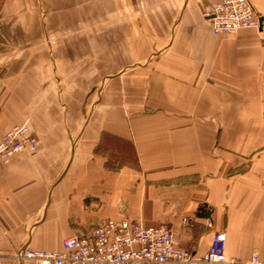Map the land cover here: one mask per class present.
<instances>
[{"label": "crops", "instance_id": "crops-1", "mask_svg": "<svg viewBox=\"0 0 264 264\" xmlns=\"http://www.w3.org/2000/svg\"><path fill=\"white\" fill-rule=\"evenodd\" d=\"M218 1L0 0V139L29 117L37 140L0 168V264H17L26 246L59 251L123 216L114 208L137 187L139 207L125 214L167 226L177 247L204 254L224 233L228 257L264 263V42L253 30L213 34L204 13ZM249 1L264 16V0ZM37 60H71L72 76L78 61L103 68L81 133L63 111L41 118L31 95H16L48 76L32 69ZM105 135L129 146L137 167L106 170Z\"/></svg>", "mask_w": 264, "mask_h": 264}, {"label": "built area", "instance_id": "built-area-1", "mask_svg": "<svg viewBox=\"0 0 264 264\" xmlns=\"http://www.w3.org/2000/svg\"><path fill=\"white\" fill-rule=\"evenodd\" d=\"M204 19L215 35L255 31L264 42V16L249 0H219ZM37 150L36 139L25 123L0 139V168L23 153ZM264 186V171L261 176ZM225 234H214L204 254L177 247L170 229L128 219H105L86 233L62 241L59 251L22 248L18 257L32 264H264L256 255L240 261L225 254Z\"/></svg>", "mask_w": 264, "mask_h": 264}, {"label": "rangeland", "instance_id": "rangeland-1", "mask_svg": "<svg viewBox=\"0 0 264 264\" xmlns=\"http://www.w3.org/2000/svg\"><path fill=\"white\" fill-rule=\"evenodd\" d=\"M38 46V43L28 45L26 48L17 46L16 52H22L25 51V49L27 50V52L30 50L34 51L36 48H38ZM58 62L50 60L42 62L37 60L36 62H32V69L41 70L44 67L47 71L48 76L35 78L38 84L36 86L38 90L35 89V92H32L31 94L19 92L16 95L20 97V101L24 100L23 96L31 95V99L33 100L31 110L34 111V108L36 106V110L38 111V113L40 111L41 118H49L50 115L55 120V117L61 116V111H63L65 127H67L70 132L81 133L86 122L91 117H94L92 115L94 114V109L96 107L95 105L100 96V81L104 74L103 68L99 67L97 63L93 64L94 62L91 61H78L73 67L77 68L75 72H80V76H72L71 71L73 62L71 60H63L61 62L62 65L60 62ZM18 64L19 62H17V65ZM45 64L48 65L45 66ZM21 66L19 65L17 68L19 69V67ZM57 71H60L61 74L63 73V76L58 75ZM19 80L17 78L18 82ZM25 123L31 129V126L29 125V117H27V119L19 125ZM104 139L108 144V148H113V150L111 151H108L106 148H102V141L101 144L97 146V150L105 155L104 167L105 165L107 166V168L105 167L106 170L117 172L119 168L124 165H127L129 167H137L133 151L129 146L122 142H119L115 138L113 139L106 135L103 136L102 140L104 141ZM149 182L150 181H147V186L150 185H148ZM138 193H142V189L139 187H137L136 189H127L129 199H127L123 206L119 205L116 210L114 208V211H117L123 216L116 217L114 219H128L131 221L141 222L144 225H152L151 223H144V221L135 220L129 217L130 215L125 214L126 212H128L127 214H132L134 213L136 208L139 207L136 199V195ZM18 253L11 256L13 261L17 262V264L29 263L28 261L19 258ZM0 257L4 256L1 255Z\"/></svg>", "mask_w": 264, "mask_h": 264}, {"label": "water", "instance_id": "water-1", "mask_svg": "<svg viewBox=\"0 0 264 264\" xmlns=\"http://www.w3.org/2000/svg\"><path fill=\"white\" fill-rule=\"evenodd\" d=\"M204 208H206V206L205 205H202V206H200L199 208H198V210H197V216L198 217H201V218H208V214H205L204 213V211H205V209Z\"/></svg>", "mask_w": 264, "mask_h": 264}, {"label": "trees", "instance_id": "trees-1", "mask_svg": "<svg viewBox=\"0 0 264 264\" xmlns=\"http://www.w3.org/2000/svg\"><path fill=\"white\" fill-rule=\"evenodd\" d=\"M105 167L107 168V166L105 165Z\"/></svg>", "mask_w": 264, "mask_h": 264}]
</instances>
